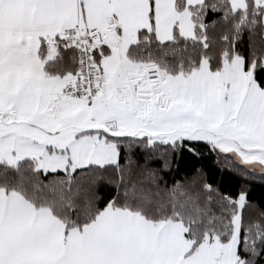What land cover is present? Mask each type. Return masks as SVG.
Listing matches in <instances>:
<instances>
[{"label": "snow or ice", "instance_id": "snow-or-ice-1", "mask_svg": "<svg viewBox=\"0 0 264 264\" xmlns=\"http://www.w3.org/2000/svg\"><path fill=\"white\" fill-rule=\"evenodd\" d=\"M0 264H264V0H0Z\"/></svg>", "mask_w": 264, "mask_h": 264}]
</instances>
